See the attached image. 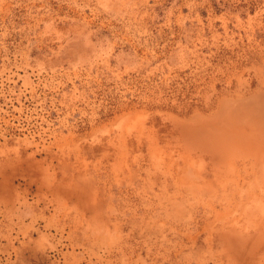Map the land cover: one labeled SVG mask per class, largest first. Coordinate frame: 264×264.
<instances>
[{
  "label": "rangeland",
  "instance_id": "obj_1",
  "mask_svg": "<svg viewBox=\"0 0 264 264\" xmlns=\"http://www.w3.org/2000/svg\"><path fill=\"white\" fill-rule=\"evenodd\" d=\"M0 264H264V0H0Z\"/></svg>",
  "mask_w": 264,
  "mask_h": 264
}]
</instances>
